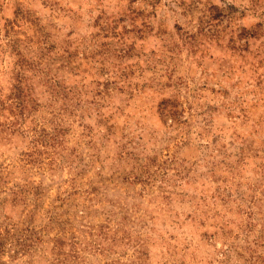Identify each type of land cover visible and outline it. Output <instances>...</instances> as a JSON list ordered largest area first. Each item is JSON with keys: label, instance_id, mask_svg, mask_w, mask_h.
I'll list each match as a JSON object with an SVG mask.
<instances>
[{"label": "rangeland", "instance_id": "1", "mask_svg": "<svg viewBox=\"0 0 264 264\" xmlns=\"http://www.w3.org/2000/svg\"><path fill=\"white\" fill-rule=\"evenodd\" d=\"M0 264H264V0H0Z\"/></svg>", "mask_w": 264, "mask_h": 264}]
</instances>
